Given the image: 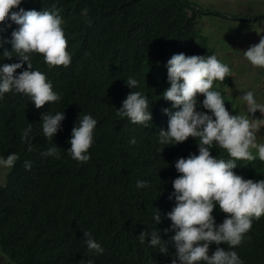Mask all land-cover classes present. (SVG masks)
Instances as JSON below:
<instances>
[{"label":"trees","instance_id":"1","mask_svg":"<svg viewBox=\"0 0 264 264\" xmlns=\"http://www.w3.org/2000/svg\"><path fill=\"white\" fill-rule=\"evenodd\" d=\"M55 5L64 21L67 51L71 63L51 69L42 54L32 56L33 69L46 74L58 102L37 109L29 97L8 92L0 100V157L16 153L19 159L0 184V252L13 264H171L175 249L167 255L141 244L138 235L145 230H161L168 240L174 232L164 233L171 221L164 214L175 204L169 194L172 180L179 173L178 158L198 154V139L189 137L175 146L158 145L160 129H167L171 109L161 93L169 87L164 67L173 54L214 55L209 38L201 27L205 14L257 22L264 12L249 16L228 14L205 8L191 0H23L19 7L42 11ZM12 9L10 11H16ZM5 23H8L7 19ZM15 24L0 37H10ZM4 47L11 50V45ZM3 48H0V52ZM19 62L17 57L0 64ZM27 62L16 73L26 69ZM134 76L149 99L153 120L149 127L130 123L116 115L129 94L125 80ZM223 82L214 81L213 89L225 99V107L239 114L228 99ZM198 99L203 100V95ZM198 111H208L198 108ZM64 111L53 140L42 134L41 114ZM90 113L97 120L90 160L84 164L71 159L68 140L78 115ZM33 128V151L27 150L20 133ZM135 138L136 143L129 141ZM59 146L60 159L40 155L51 144ZM211 155L229 159L223 149L213 147ZM32 162L25 170L24 161ZM233 171L243 178L264 177V162L239 160ZM145 187L137 189V181ZM160 210L157 225L152 214ZM212 215L221 223L226 215L218 207ZM84 231L104 249L90 254L84 244ZM220 247L227 245L221 243ZM216 248L210 245V254ZM243 264H264V214L253 218L251 229L235 248Z\"/></svg>","mask_w":264,"mask_h":264},{"label":"clouds","instance_id":"2","mask_svg":"<svg viewBox=\"0 0 264 264\" xmlns=\"http://www.w3.org/2000/svg\"><path fill=\"white\" fill-rule=\"evenodd\" d=\"M23 0H0V32L7 31L13 24L17 27L10 37H0V60L17 57L19 62L0 64V100L8 92L29 97L37 109L47 103L58 102L61 95L53 90L51 80L45 73L33 69L32 56L42 54L43 61L51 69L55 66L67 68L71 55L67 49L64 21L60 10L53 5L42 11L25 10L19 7ZM18 9L16 11H10ZM8 23H5V21ZM11 45V50L4 47ZM244 58L251 66L264 68V36L259 42L243 51ZM27 62L26 69L16 73ZM164 67L167 70V87L161 97L171 102V109L163 108L168 116L167 129H160L158 145L175 146L189 137L198 139V154H189L178 158L174 167L178 175L172 180L173 191L169 199L175 201L171 211L164 217L171 221L164 233L174 232L168 240L161 238V230H145L138 235L139 242L157 248L167 255L169 245L174 249L171 264H243L238 252L245 234L251 229L253 218L259 219L264 214V177L259 179L243 178L233 169L237 161L264 162V142L257 141L256 133L264 122L249 119L257 110L264 114V103H259L252 90L243 91L240 100L246 105L248 115L232 114L225 107L221 93L213 89L214 81L223 82L231 76V69L221 62L216 55L173 54ZM125 83L131 91L117 109L116 115L126 118L130 123L149 127L153 120L149 111V99L142 91H133L140 87V81L129 76ZM203 95V100L198 99ZM203 108L208 111H198ZM64 111L54 114H41L42 134L46 140H53ZM97 120L88 114H79L71 137L70 148L66 149L71 159L80 164L90 160L89 149L93 142V131ZM22 143L27 150L33 151V128L29 123L20 133ZM135 144V138L129 141ZM223 149L229 159H217L211 155L213 147ZM40 155L44 158L60 159L59 146L51 144ZM19 159L18 154L10 153L0 157V168L11 169ZM32 162L25 160V170H31ZM145 181H137L136 188L145 187ZM228 214L221 223H216L212 215L214 208ZM159 209L152 214V219L159 225L162 222ZM84 244L90 254H103L104 249L84 231ZM221 243L227 245L220 247ZM216 248L210 254V245ZM88 264H93L91 260Z\"/></svg>","mask_w":264,"mask_h":264},{"label":"rangeland","instance_id":"3","mask_svg":"<svg viewBox=\"0 0 264 264\" xmlns=\"http://www.w3.org/2000/svg\"><path fill=\"white\" fill-rule=\"evenodd\" d=\"M200 6L219 10L234 15H254L264 11V0H191ZM202 30L210 41L214 55L230 69V84L226 88L228 99L231 100L239 114L248 115L246 105L240 100L243 91L252 90L259 103H264V68L250 65L244 58L243 51L259 42L264 36V19L257 22H245L227 17L205 14ZM249 119L264 122V114L259 110ZM257 141L264 142V124L256 133ZM10 169L0 168V184H4ZM0 264H13L0 252Z\"/></svg>","mask_w":264,"mask_h":264},{"label":"crops","instance_id":"4","mask_svg":"<svg viewBox=\"0 0 264 264\" xmlns=\"http://www.w3.org/2000/svg\"><path fill=\"white\" fill-rule=\"evenodd\" d=\"M226 12H227V11H226ZM226 12H225V13H226ZM263 12H264V11H263ZM228 13H229V12H228ZM248 16H249V15H248Z\"/></svg>","mask_w":264,"mask_h":264}]
</instances>
